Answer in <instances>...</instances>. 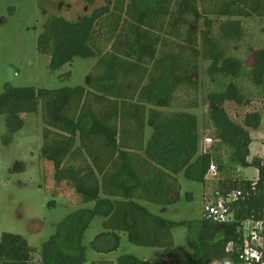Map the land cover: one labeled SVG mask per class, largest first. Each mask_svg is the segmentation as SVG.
Segmentation results:
<instances>
[{
  "label": "trees",
  "instance_id": "16d2710c",
  "mask_svg": "<svg viewBox=\"0 0 264 264\" xmlns=\"http://www.w3.org/2000/svg\"><path fill=\"white\" fill-rule=\"evenodd\" d=\"M53 1L51 10L44 11L48 18L36 44L37 51L49 57L50 70L75 58L98 61L86 87L6 86L0 94L4 140L10 144L22 128L21 115L38 114L40 109L46 126L40 155L52 166L50 196L63 195L72 206L93 207L79 209L57 225L41 247V264H86L82 241L94 218L103 220V232L90 243L97 253L116 251L120 234H125L131 244L160 249L169 257L172 230L183 227L191 256L172 263L161 261L159 254L151 260L127 255L115 263L91 264L236 262L240 222L264 215V151L262 157L248 161L249 130L258 129L260 114H247L238 124L224 108L227 102L248 106L252 101L237 82L245 76L242 62L227 53L226 44L240 42L239 18H264V0ZM214 17L226 20L216 23ZM199 42L207 62L205 75L212 80L205 101L217 142L201 154L196 116L177 110L197 107L195 100L177 103V93L187 88L196 93L192 76L199 70ZM249 80L257 89L264 86V49L253 52ZM148 128L151 135L146 141ZM219 148L225 158L217 154ZM211 164L227 184L217 196L241 193L231 205L232 222L219 224L204 216L173 222L140 204L161 208L175 204L181 193L177 176L183 173L186 180L204 185ZM247 168L257 170L256 180L239 177ZM229 244L232 253L226 252ZM34 253L21 236L1 235L0 262L27 264Z\"/></svg>",
  "mask_w": 264,
  "mask_h": 264
},
{
  "label": "rangeland",
  "instance_id": "374dc122",
  "mask_svg": "<svg viewBox=\"0 0 264 264\" xmlns=\"http://www.w3.org/2000/svg\"><path fill=\"white\" fill-rule=\"evenodd\" d=\"M54 2L53 0H0V94L6 86L45 90L86 87L87 76L96 65L98 58L87 60L75 58L72 63L64 65L61 69L51 71L49 57L37 51V40L48 18V15H44V11L51 10ZM212 19L216 23L226 20L224 17ZM239 21L242 38L238 43L226 44V50L229 55L242 62L245 76H241L237 82L242 92L246 96H251L252 101L248 106L227 102L224 108L230 119L238 124L243 122L247 114L255 112L260 114L258 129L249 130L252 142L249 146L248 159H251L263 155L264 151V86L257 89L249 80L253 52L264 49V18L252 16L239 18ZM213 27L216 33L217 25ZM193 29L199 31L201 25H193ZM116 31L118 32L119 29ZM200 42L199 70L197 75L192 76L197 82L196 93L191 88L177 93V103L185 105L186 102L195 100L197 107L195 109L179 107L177 110L187 111L196 116L200 151L203 149L209 151V146L217 145L205 101V91L210 88L212 80L205 75L207 62L201 56ZM40 113L39 109L38 114L21 115L23 126L13 135L12 142L8 145H5L4 140L5 117L0 116V238L3 233L19 235L26 240L29 247L35 249L34 256L39 257L42 245L54 234L57 225L65 217L79 209L93 207L92 203L80 207L72 206L63 195L56 198L50 196L49 190L53 184L52 166L44 163L40 155L46 128ZM150 135L151 130L148 128L146 141ZM207 138L210 140L209 144L205 141ZM217 154L226 157L221 148L217 150ZM239 177L254 181L257 170L241 169ZM177 178L181 186L178 202L165 209L146 204V209L151 214L173 222L201 220L204 201L215 198L218 191L223 194L227 187L224 174L218 170L217 177L208 178L204 185L186 180L183 173ZM232 194L233 192L229 195ZM186 195H191L192 198L187 200ZM51 203H54V206ZM102 221L101 218H94L84 234L82 243L86 248L87 263L103 261L115 263L119 257L127 255L139 260H151L156 254L160 255L161 261L175 263L191 256L186 243V229L183 227L172 230L174 243L169 257L160 249L137 247L131 244L125 234H120V243L116 251L109 254L97 253L92 250L90 243L97 234L103 232Z\"/></svg>",
  "mask_w": 264,
  "mask_h": 264
},
{
  "label": "built area",
  "instance_id": "2783aa9c",
  "mask_svg": "<svg viewBox=\"0 0 264 264\" xmlns=\"http://www.w3.org/2000/svg\"><path fill=\"white\" fill-rule=\"evenodd\" d=\"M205 141H209L206 139ZM217 177V168L211 164L205 180ZM230 194V193H229ZM216 196L204 201L202 212L203 216L212 219L219 224H227L234 220L231 205L240 197V192H233L230 196ZM240 244L237 245V261L225 262L222 264H264V215L261 218H247L239 224ZM233 246L229 244L226 252L232 253ZM0 264H4L0 262ZM27 264H41V257L34 256ZM90 264V263H86Z\"/></svg>",
  "mask_w": 264,
  "mask_h": 264
},
{
  "label": "crops",
  "instance_id": "0c3cea01",
  "mask_svg": "<svg viewBox=\"0 0 264 264\" xmlns=\"http://www.w3.org/2000/svg\"><path fill=\"white\" fill-rule=\"evenodd\" d=\"M191 114H192V113H191ZM207 139H208V138H207ZM251 141H252V140H251ZM206 143L209 144L210 142L208 141V142H206ZM250 145H251V144H250ZM209 147H210V146H209ZM209 147H208V148H209ZM205 148H206V146H205ZM204 152H207L206 149H203V150L200 151V148H199V153H200V154H201V153H204ZM254 157H262V155H261V156H254ZM251 159H252V158H251ZM251 159H248V161H250ZM256 179H257V177H256ZM256 179H255V180H256ZM201 185H202V184H201ZM140 204L146 208L145 205L148 204V203H140ZM160 208H161V207H160ZM162 209H165V208H162ZM147 210H148V209H147ZM164 211H165V210H164Z\"/></svg>",
  "mask_w": 264,
  "mask_h": 264
}]
</instances>
